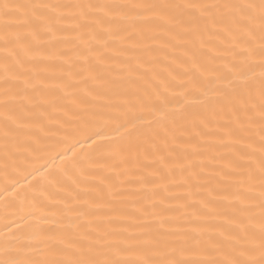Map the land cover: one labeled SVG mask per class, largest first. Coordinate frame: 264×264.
I'll return each mask as SVG.
<instances>
[{
	"label": "bare ground",
	"instance_id": "6f19581e",
	"mask_svg": "<svg viewBox=\"0 0 264 264\" xmlns=\"http://www.w3.org/2000/svg\"><path fill=\"white\" fill-rule=\"evenodd\" d=\"M0 264H264V0H0Z\"/></svg>",
	"mask_w": 264,
	"mask_h": 264
}]
</instances>
